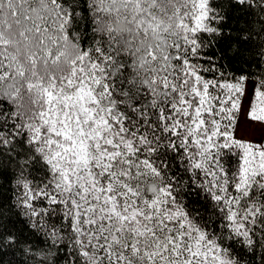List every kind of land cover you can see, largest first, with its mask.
<instances>
[{"label": "snow or ice", "instance_id": "6c2138e0", "mask_svg": "<svg viewBox=\"0 0 264 264\" xmlns=\"http://www.w3.org/2000/svg\"><path fill=\"white\" fill-rule=\"evenodd\" d=\"M0 264H264V0H0Z\"/></svg>", "mask_w": 264, "mask_h": 264}, {"label": "trees", "instance_id": "16d2710c", "mask_svg": "<svg viewBox=\"0 0 264 264\" xmlns=\"http://www.w3.org/2000/svg\"><path fill=\"white\" fill-rule=\"evenodd\" d=\"M9 259H12V257L11 256H9L8 257ZM21 257H20V254L19 253H17V256H16V259H20Z\"/></svg>", "mask_w": 264, "mask_h": 264}]
</instances>
